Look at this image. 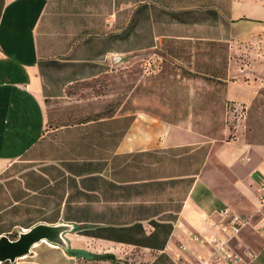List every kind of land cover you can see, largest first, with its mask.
<instances>
[{"label":"crops","instance_id":"0c3cea01","mask_svg":"<svg viewBox=\"0 0 264 264\" xmlns=\"http://www.w3.org/2000/svg\"><path fill=\"white\" fill-rule=\"evenodd\" d=\"M249 8L239 0H0V236L74 225L64 234L68 252L41 240L2 264L114 260L131 250L127 264H228L191 238L222 242L225 207L247 219L225 240L237 264H264L263 145L209 137L145 110L49 125L47 108L110 69L114 56L161 37L221 39L261 23L245 18ZM263 82L228 80L226 96L249 100Z\"/></svg>","mask_w":264,"mask_h":264},{"label":"rangeland","instance_id":"374dc122","mask_svg":"<svg viewBox=\"0 0 264 264\" xmlns=\"http://www.w3.org/2000/svg\"><path fill=\"white\" fill-rule=\"evenodd\" d=\"M248 3L252 16L264 17V0ZM239 26L237 33L210 37H161L154 47L122 55L110 69L78 81L60 101H50L48 124L104 115L110 110H145L177 123L193 125L209 137L243 140L264 146V82L253 97L226 96L228 80L240 76L264 81V19ZM135 250L119 251L114 260L79 258L76 264H127Z\"/></svg>","mask_w":264,"mask_h":264},{"label":"water","instance_id":"95a60500","mask_svg":"<svg viewBox=\"0 0 264 264\" xmlns=\"http://www.w3.org/2000/svg\"><path fill=\"white\" fill-rule=\"evenodd\" d=\"M121 56H114L113 61H118ZM74 230V225L59 223L56 225L37 224L26 232H19L15 239L8 235L0 236V264L31 253V248L41 240L59 245L65 251H69L68 241L64 234Z\"/></svg>","mask_w":264,"mask_h":264},{"label":"built area","instance_id":"2783aa9c","mask_svg":"<svg viewBox=\"0 0 264 264\" xmlns=\"http://www.w3.org/2000/svg\"><path fill=\"white\" fill-rule=\"evenodd\" d=\"M247 158V157H245ZM258 202L259 204H264V186L261 188V191L258 194ZM219 216L222 219H225L224 222L219 224V229L222 233H224V240L219 242L216 237L209 236L208 238H204L198 234H192L191 238L195 241L204 243L207 242L211 245V254L209 256V260L220 263H228V264H237L240 261V257L231 251L225 245V240L232 238L238 234L240 229L245 225L247 219L242 217L236 212L229 210L228 208H223L218 211ZM180 248H183L180 246ZM206 261V260H204ZM203 261V262H204ZM178 264H189L184 261H179Z\"/></svg>","mask_w":264,"mask_h":264},{"label":"trees","instance_id":"16d2710c","mask_svg":"<svg viewBox=\"0 0 264 264\" xmlns=\"http://www.w3.org/2000/svg\"><path fill=\"white\" fill-rule=\"evenodd\" d=\"M116 111L114 110H110L108 113L104 114V115H111L113 113H115ZM99 116H102V115H97L93 118H97ZM91 119V118H90ZM84 120H87V119H84ZM81 121V120H80ZM93 258L95 259H101V260H104V259H108V258H113V256L111 254H107V253H103V254H93Z\"/></svg>","mask_w":264,"mask_h":264}]
</instances>
